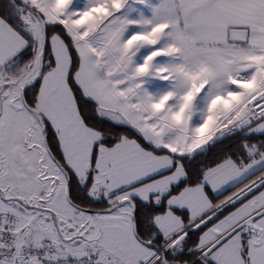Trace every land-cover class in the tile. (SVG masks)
Listing matches in <instances>:
<instances>
[{
  "label": "snow or ice",
  "instance_id": "snow-or-ice-1",
  "mask_svg": "<svg viewBox=\"0 0 264 264\" xmlns=\"http://www.w3.org/2000/svg\"><path fill=\"white\" fill-rule=\"evenodd\" d=\"M0 264H264V0H0Z\"/></svg>",
  "mask_w": 264,
  "mask_h": 264
}]
</instances>
